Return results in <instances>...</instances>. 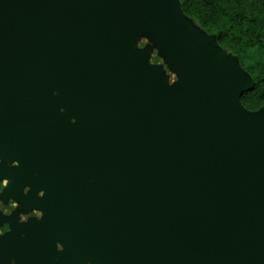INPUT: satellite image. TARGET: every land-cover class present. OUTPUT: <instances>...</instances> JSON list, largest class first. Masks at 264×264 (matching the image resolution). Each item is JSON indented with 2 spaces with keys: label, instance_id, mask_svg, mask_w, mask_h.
Wrapping results in <instances>:
<instances>
[{
  "label": "water",
  "instance_id": "obj_1",
  "mask_svg": "<svg viewBox=\"0 0 264 264\" xmlns=\"http://www.w3.org/2000/svg\"><path fill=\"white\" fill-rule=\"evenodd\" d=\"M253 84L181 0H0V264H264Z\"/></svg>",
  "mask_w": 264,
  "mask_h": 264
},
{
  "label": "trees",
  "instance_id": "obj_2",
  "mask_svg": "<svg viewBox=\"0 0 264 264\" xmlns=\"http://www.w3.org/2000/svg\"><path fill=\"white\" fill-rule=\"evenodd\" d=\"M184 12L239 56L254 78L242 94L246 107L264 105V0H181ZM159 56H154L157 61Z\"/></svg>",
  "mask_w": 264,
  "mask_h": 264
},
{
  "label": "flooded vegetation",
  "instance_id": "obj_3",
  "mask_svg": "<svg viewBox=\"0 0 264 264\" xmlns=\"http://www.w3.org/2000/svg\"><path fill=\"white\" fill-rule=\"evenodd\" d=\"M4 180H6V179L0 178V184H3ZM3 190H4V188L0 189V237L2 235H4L6 232L11 230V223L8 219L5 218V216L12 214L15 209H17V216H15V217H16V220L18 222L27 221L32 216H35L37 218L42 217V211L39 209L33 208V209L28 210V211H23L22 208L20 207L18 200H16L12 196L4 197L2 195ZM24 192H27V187H24ZM42 192L43 191L41 190L39 192V194H42ZM13 202H15L17 204V207L15 209L10 208V205ZM5 209H9V210L6 212ZM37 212L41 213V215H39V216L35 215V213H37ZM25 217H26V219H25ZM5 228L7 230L3 231V229H5ZM67 248H69V247L65 246L63 244V242L60 241V239H55V254L52 255L55 263L67 264V260H66V257L68 256L67 255ZM59 252H63L64 256L60 257L58 254ZM71 257L72 256H70L69 258H71ZM83 260L85 261V263H83V264H90V261L87 258H85ZM73 261H75V260H73ZM10 263L16 264L13 258H11Z\"/></svg>",
  "mask_w": 264,
  "mask_h": 264
},
{
  "label": "rangeland",
  "instance_id": "obj_4",
  "mask_svg": "<svg viewBox=\"0 0 264 264\" xmlns=\"http://www.w3.org/2000/svg\"><path fill=\"white\" fill-rule=\"evenodd\" d=\"M152 40L148 34L147 31H143L138 38H136L135 40V44L138 46H144V45H148V44H152ZM159 56V59L157 60V62H159L164 68H165V72L169 78L170 83H174L176 81H178L180 79L179 74L177 73V71L173 70L170 65L166 62L165 60V56L163 54L160 53V47L156 44L153 45V52H152V57H151V61L153 62V58L154 56Z\"/></svg>",
  "mask_w": 264,
  "mask_h": 264
},
{
  "label": "clouds",
  "instance_id": "obj_5",
  "mask_svg": "<svg viewBox=\"0 0 264 264\" xmlns=\"http://www.w3.org/2000/svg\"><path fill=\"white\" fill-rule=\"evenodd\" d=\"M7 184H8V181L4 180L3 184H0V189H3L5 186H7ZM16 207H17V204L15 202L11 203L10 208L15 209ZM8 210L9 209H5L6 212ZM35 215L39 216V215H41V213L37 212V213H35ZM25 219H26V217H25ZM6 230H7L6 228L3 229V231H6Z\"/></svg>",
  "mask_w": 264,
  "mask_h": 264
}]
</instances>
